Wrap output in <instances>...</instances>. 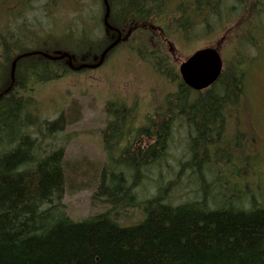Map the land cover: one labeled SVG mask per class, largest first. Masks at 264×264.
I'll list each match as a JSON object with an SVG mask.
<instances>
[{"label":"trees","instance_id":"trees-1","mask_svg":"<svg viewBox=\"0 0 264 264\" xmlns=\"http://www.w3.org/2000/svg\"><path fill=\"white\" fill-rule=\"evenodd\" d=\"M36 1L0 0V264H263L264 203L255 198L249 207L235 203L254 190L239 189L230 176L234 172L239 178L243 166L227 172L225 160L234 142L227 153L220 144L229 114L239 110L247 93L249 65L258 62L247 52L255 48L263 57L264 0H108V21L122 40L107 57L124 46L177 89L138 126L133 122L137 112L124 100L118 108L108 100L106 112L114 120L103 130L102 141L109 161L88 174L68 167L65 139L59 138L82 118L78 103H71L68 115L49 118L34 96L37 87L76 71L67 59L32 52L66 50L75 65L94 63L117 34L104 24V0L94 1L103 8V35L91 28L94 18H82L80 26L60 33H37L33 22L27 27ZM229 24L222 37L223 42L232 37L233 53L224 54L222 75L208 89H191L171 49L212 39ZM176 122L187 128L191 140L197 196L174 204L168 188L154 186L155 193L142 199L137 188L147 177L144 171L164 159ZM143 136L149 137L144 146H136ZM203 161L208 168L217 163L221 174L215 182L225 181L232 195L213 192V179L202 176ZM70 179H82L76 189L95 187L92 201L108 209L73 220L63 203ZM217 198L215 207L211 200ZM130 208L141 209L144 217L123 226L116 217Z\"/></svg>","mask_w":264,"mask_h":264},{"label":"rangeland","instance_id":"rangeland-1","mask_svg":"<svg viewBox=\"0 0 264 264\" xmlns=\"http://www.w3.org/2000/svg\"><path fill=\"white\" fill-rule=\"evenodd\" d=\"M94 1L52 0L50 3L49 0H38L34 4L37 10L31 15L32 19H27V27L30 28L33 22L34 31L37 33H60L68 28L75 29L77 25L80 26L82 18H94L95 22L91 28L95 29L96 35H103L104 28L101 22L103 8L101 2L95 4ZM228 2L231 3L232 0ZM46 8H51L50 12H44ZM14 26L13 22L11 28ZM230 27L232 24L226 26L212 39H203L188 46L178 45L175 59H172L177 69L179 64L194 51L207 46L216 47L222 51L223 55L229 53L232 56L230 41L232 37L229 36L225 42L222 37L228 33ZM247 54L256 58L258 62L249 65L250 70L246 80L247 93L239 110L229 114L227 131L222 138L224 143L220 144L227 153L232 147L230 143L234 142L235 148L229 151L230 157L225 160L229 162L227 172L230 173V170L232 172L243 166L238 174L239 178L234 172L230 173V176L233 177L239 189L254 190L251 195H244L241 202H235L245 207L250 206L252 198L259 203H264V50L262 49L263 57H259L255 48L250 49ZM230 55L228 59L231 58ZM176 89V85L171 80L159 75L151 64L143 61L136 53H130L123 46L100 68L83 73H72L56 82L37 87L34 96L40 103L42 114L49 118H55L61 112L68 115L71 108L66 109L73 101L78 103L76 107L78 112L82 113V118L77 123L68 125L59 138L65 139V160L68 167L79 170V174H88L96 171V164L103 165L109 161L102 141L103 130L106 129L110 120H114L110 111L108 114L106 112L108 100H112L113 105L110 107L114 108L123 106L119 100H124L133 112H137L135 113L137 119L133 122L138 126L148 122L146 116L155 114L156 110L164 107L166 95ZM187 132L185 126L176 122L164 159L162 158L158 165L150 169L146 168L144 171L147 177L137 188L142 199L152 196L155 193V186L168 188V201L171 203L195 200L197 191H194L196 187L194 177L198 174L194 173L191 167L193 164L192 151L189 147L191 140ZM148 138L147 136L139 137L135 145L142 143L144 146ZM246 158L248 160L244 162ZM251 159H253L252 163ZM217 166L215 163L213 168H208L206 161H203L202 176L209 181L213 179L210 182L214 183L215 175L221 174ZM253 176L255 179L250 183ZM81 180L70 179L63 199L67 214L76 221L108 209V205L92 201L95 187L76 189ZM213 186H215L212 188L213 192L218 194L227 192L232 195V189L229 191L226 189L225 181L215 182ZM238 193L236 195H239ZM212 201H216L212 205L219 206V198ZM143 217L141 209L130 208L121 212L116 218L121 225L130 226L139 223Z\"/></svg>","mask_w":264,"mask_h":264},{"label":"water","instance_id":"water-1","mask_svg":"<svg viewBox=\"0 0 264 264\" xmlns=\"http://www.w3.org/2000/svg\"><path fill=\"white\" fill-rule=\"evenodd\" d=\"M105 3L107 5V12L104 18L105 24L108 27H112L108 22L110 11L108 0H105ZM121 38L122 37L120 33L118 38L103 51L99 62L95 64H83L79 67H74L71 55L65 51L58 52L59 54L57 56H52L47 53L42 54L51 59L68 58L70 66L75 69L97 68L102 65L107 53L120 42ZM16 61H14L13 63V72L15 69ZM222 71L223 59L220 52L215 47H206L198 49L180 64V74L184 83L188 87L197 91L204 90L213 85L219 79L220 75L222 74Z\"/></svg>","mask_w":264,"mask_h":264},{"label":"bare ground","instance_id":"bare-ground-1","mask_svg":"<svg viewBox=\"0 0 264 264\" xmlns=\"http://www.w3.org/2000/svg\"><path fill=\"white\" fill-rule=\"evenodd\" d=\"M225 165V164H224ZM264 261V260H263Z\"/></svg>","mask_w":264,"mask_h":264}]
</instances>
